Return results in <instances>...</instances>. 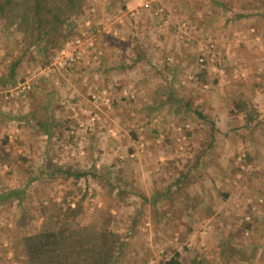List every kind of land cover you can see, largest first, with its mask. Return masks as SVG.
<instances>
[{"label":"rangeland","instance_id":"obj_1","mask_svg":"<svg viewBox=\"0 0 264 264\" xmlns=\"http://www.w3.org/2000/svg\"><path fill=\"white\" fill-rule=\"evenodd\" d=\"M89 1L58 49L41 52L15 30L0 29V193L25 190L21 202L0 200V264L20 263L9 229L12 235L21 229L23 208L35 211L40 200H59L77 186L86 191L80 222L93 223L107 210L109 226L124 235L118 264H165L174 249L181 264L196 253L195 264H218L221 249L222 264H244L237 252H226L231 244L244 249L246 264H264V218L252 221V229L240 226L250 210L264 216V90L250 89L252 81L264 83V6L260 0ZM77 38L80 57L68 68L57 66L55 56ZM165 84L178 99L171 106ZM238 97L252 100L259 112L253 121L229 110ZM161 100L153 112L146 109ZM194 109L214 122L211 147L210 122ZM197 155L192 168L200 178L183 191L205 195L213 212L191 218L192 231L180 241L178 205L151 199L170 172ZM51 162L92 176L74 180L53 172ZM214 185L231 193L219 205ZM251 199L259 201L255 210Z\"/></svg>","mask_w":264,"mask_h":264},{"label":"trees","instance_id":"obj_2","mask_svg":"<svg viewBox=\"0 0 264 264\" xmlns=\"http://www.w3.org/2000/svg\"><path fill=\"white\" fill-rule=\"evenodd\" d=\"M243 3L242 7L252 6L251 2ZM260 4L264 6V0H260ZM89 6V0H0V29L4 32L13 29L20 34L19 40L25 42L28 47L33 46L41 52H48L51 48L53 50L55 47H57L56 49L61 47L60 45L67 38L70 28L84 17ZM237 15L241 16L240 13ZM67 21L70 23L65 27ZM27 46L25 47L27 48ZM20 62V56L10 61L12 74H14ZM241 86L246 87V85L242 84ZM251 87L252 93L263 91L264 83L252 81ZM173 94L170 85L165 84L162 95L167 96V99L170 98V106L178 101ZM164 101L161 100L157 104L149 105L146 109L148 108L149 112H153ZM251 101V99L238 97L234 101L232 100L233 106L229 107V110L242 116L246 122L253 121L259 112L250 104ZM189 103L190 100L187 99L183 104L185 106L184 111L189 109ZM176 110L174 109L173 111L176 112ZM193 112L198 119L209 120L210 140L207 141V147H211L215 131L217 130L214 122L198 109H194ZM43 126H46V124L44 123ZM131 135L136 138L134 132H131ZM198 157L199 155L196 156L191 164H184L183 168H178L175 174L170 172L167 175L168 177H166L167 185L165 189L161 192L155 191V195L151 199L154 202L159 199L158 197H162L169 206L178 205L180 208V224L182 225L180 241H184L192 231L191 218L199 219L201 216L213 212L211 202L205 195L190 194L187 191H183V185L190 184L200 176V173L194 170L197 168ZM246 158H250V155L247 154ZM189 160L188 158L186 162ZM51 165L53 172L61 173L66 171L74 180L84 176L87 177L86 175L89 174L92 176L89 171L62 169L61 165H56L53 162H51ZM213 187L216 189V185ZM172 188H176L178 191ZM216 190V198L214 197V200L217 205L231 195L228 189ZM24 191V188H11L0 193V200L12 197L21 202L24 197ZM76 193H79L77 198L67 197ZM179 196L180 198H177ZM85 198L86 191H82L77 186L75 190H68L59 200L51 197L47 201L40 200L35 210L36 212L23 208L25 211L20 212L17 218V222L21 223V229L13 233V235V229H9L10 236H12L9 241L14 253L19 258V264H118L119 256L126 245L124 235L109 226L112 215L107 210L105 215H95L96 219L93 220V223L82 224L79 214L83 209ZM142 199L146 200L143 196ZM258 203L259 201L256 199H251L248 205H253V210H255ZM248 213V219L242 220L240 225L244 230L252 229V221L258 222L264 218L263 215L256 214L251 210ZM38 217H41L40 223L38 225L32 224L33 219ZM224 218L221 214L218 216L220 225L224 224L221 221ZM233 227L235 226L233 225ZM231 230L232 227L226 229L225 234L229 237L232 234ZM224 248L230 254L237 252L242 262L244 264L247 263L244 257V249L241 246L231 244L225 245ZM188 249L190 248L188 247ZM168 253L167 258L164 260L165 264H181V252L174 249L170 252L168 251ZM224 253L225 249H221L222 261L218 264H222L223 261L227 260L224 258ZM197 258L196 253L190 259V264L198 262Z\"/></svg>","mask_w":264,"mask_h":264},{"label":"built area","instance_id":"obj_3","mask_svg":"<svg viewBox=\"0 0 264 264\" xmlns=\"http://www.w3.org/2000/svg\"><path fill=\"white\" fill-rule=\"evenodd\" d=\"M143 6L146 9L151 8V3L149 1H145ZM162 8L159 7L155 10V14H160ZM80 39L77 38L74 42L73 41H66L64 48L61 50L60 54L55 56L57 66L62 68H68L70 65L74 64L75 61L80 57L81 51L77 48V44L79 43Z\"/></svg>","mask_w":264,"mask_h":264},{"label":"crops","instance_id":"obj_4","mask_svg":"<svg viewBox=\"0 0 264 264\" xmlns=\"http://www.w3.org/2000/svg\"><path fill=\"white\" fill-rule=\"evenodd\" d=\"M103 70V69H102ZM104 71V70H103Z\"/></svg>","mask_w":264,"mask_h":264}]
</instances>
